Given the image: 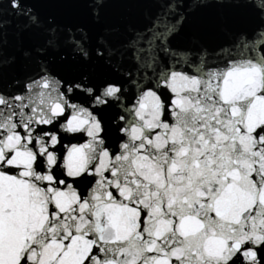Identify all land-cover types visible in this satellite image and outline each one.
I'll return each instance as SVG.
<instances>
[{
	"label": "water",
	"instance_id": "obj_1",
	"mask_svg": "<svg viewBox=\"0 0 264 264\" xmlns=\"http://www.w3.org/2000/svg\"><path fill=\"white\" fill-rule=\"evenodd\" d=\"M0 264H264V0H0Z\"/></svg>",
	"mask_w": 264,
	"mask_h": 264
}]
</instances>
